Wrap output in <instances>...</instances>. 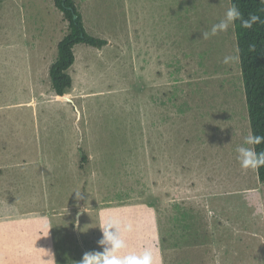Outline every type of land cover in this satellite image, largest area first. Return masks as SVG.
<instances>
[{"label":"rangeland","instance_id":"rangeland-1","mask_svg":"<svg viewBox=\"0 0 264 264\" xmlns=\"http://www.w3.org/2000/svg\"><path fill=\"white\" fill-rule=\"evenodd\" d=\"M72 1L107 42L73 48L78 120L48 75L67 21L53 0H0V264H80L110 219L157 264H264L234 27L202 36L229 0Z\"/></svg>","mask_w":264,"mask_h":264},{"label":"trees","instance_id":"trees-1","mask_svg":"<svg viewBox=\"0 0 264 264\" xmlns=\"http://www.w3.org/2000/svg\"><path fill=\"white\" fill-rule=\"evenodd\" d=\"M229 3L239 8L243 19L250 15L260 17L251 29L242 28L240 20H237L234 34L250 133L264 136V3L261 0H229ZM53 4L68 23V33L57 44V58L48 72L51 89L55 96L60 97L72 85L67 71L74 63L73 48L84 44L100 49L107 42L86 33L72 0H53ZM249 45H255V50L250 51ZM255 150L264 151V143L256 145ZM256 173L258 182L264 184V167Z\"/></svg>","mask_w":264,"mask_h":264},{"label":"clouds","instance_id":"clouds-1","mask_svg":"<svg viewBox=\"0 0 264 264\" xmlns=\"http://www.w3.org/2000/svg\"><path fill=\"white\" fill-rule=\"evenodd\" d=\"M261 2L264 3V0H261ZM237 20H240L242 28L251 29L255 23L260 21V17L250 15L248 19H243L239 8L232 4L227 8L224 18L212 25L210 31L202 33V36L204 39H208L220 32H226L230 27L235 26ZM249 50L254 51L255 45H249ZM235 59L237 57L226 56L223 63L227 64ZM262 143H264V136L249 133L244 138L243 144L236 147V160L242 170H258L264 167V151L257 152L255 150V146ZM100 228L103 235L97 243L101 246L102 251L85 253L80 264H157L154 250L150 248L143 250L140 254L134 252L123 253V250L128 247L124 234L133 230L131 223L123 222L120 219H110L104 222ZM49 229H46V235L41 236H47ZM113 229L114 231H110ZM46 253L48 259L41 260V264H56L54 255L51 252Z\"/></svg>","mask_w":264,"mask_h":264},{"label":"water","instance_id":"water-1","mask_svg":"<svg viewBox=\"0 0 264 264\" xmlns=\"http://www.w3.org/2000/svg\"><path fill=\"white\" fill-rule=\"evenodd\" d=\"M59 98H60V100L65 101L66 103L70 104L73 107V109L75 110V112L77 114L76 120H78L80 118V112L78 111L77 107L75 106L73 100L65 94L60 96Z\"/></svg>","mask_w":264,"mask_h":264},{"label":"crops","instance_id":"crops-1","mask_svg":"<svg viewBox=\"0 0 264 264\" xmlns=\"http://www.w3.org/2000/svg\"><path fill=\"white\" fill-rule=\"evenodd\" d=\"M57 97V96H56ZM57 98H59V97H57Z\"/></svg>","mask_w":264,"mask_h":264},{"label":"bare ground","instance_id":"bare-ground-1","mask_svg":"<svg viewBox=\"0 0 264 264\" xmlns=\"http://www.w3.org/2000/svg\"><path fill=\"white\" fill-rule=\"evenodd\" d=\"M60 99V98H59Z\"/></svg>","mask_w":264,"mask_h":264}]
</instances>
